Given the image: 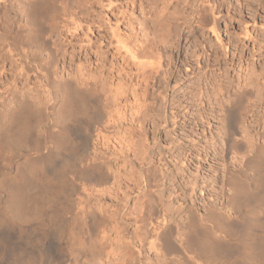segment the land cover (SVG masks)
Returning <instances> with one entry per match:
<instances>
[{"label": "rangeland", "instance_id": "1", "mask_svg": "<svg viewBox=\"0 0 264 264\" xmlns=\"http://www.w3.org/2000/svg\"><path fill=\"white\" fill-rule=\"evenodd\" d=\"M23 1L11 13L0 3V39L4 31L16 32L17 21L27 23L18 45L37 71L52 72L62 88L57 93L33 75L27 82L38 112L30 119L29 144L6 150L1 158L0 198L3 174L15 177L26 159L56 152L61 102L82 94L87 113L71 118L75 128L70 127L69 138L80 158L77 170L93 164L103 179L69 173L73 195L57 204L104 217L109 264H139L146 257L157 262L152 226L163 218L181 226L186 206L202 210L204 204H218L229 161L222 142L226 117L219 105L230 106L238 85L253 90L241 104L240 129L245 135L264 129V0H207L206 10L201 7L192 19L189 3L175 0H45V14L28 20L22 16ZM151 21L154 27L144 29ZM145 47L153 49L149 58L142 57ZM4 48L0 67L7 70L16 57ZM23 82L17 80L16 87ZM250 104L255 115L247 116ZM85 117L91 131L77 128ZM229 166L238 168L240 162ZM33 203H25V211ZM143 219L146 228L140 230ZM168 254L167 264H183L178 248Z\"/></svg>", "mask_w": 264, "mask_h": 264}, {"label": "bare ground", "instance_id": "2", "mask_svg": "<svg viewBox=\"0 0 264 264\" xmlns=\"http://www.w3.org/2000/svg\"><path fill=\"white\" fill-rule=\"evenodd\" d=\"M17 1L0 0V3L7 6L11 13ZM42 1L45 0L23 1V19H36L44 15L47 10L43 9ZM168 1L170 0H163V4ZM175 1L186 3V6L189 3L191 19L202 13L201 7L204 10L208 7H205L208 5L207 0H190L191 3L188 0ZM154 24L153 21L145 23L144 29L149 31ZM15 26L16 32L15 28L12 32L14 36L11 32L10 34L4 31L0 39L3 45L9 48L7 51L12 53V57H16L13 60L16 63L12 62V66L7 70L0 67V168L1 158L6 154V150H19L18 148L25 147L31 141L27 142L30 124L34 125L30 119L38 112L35 110L37 99L28 94L27 82L32 75L43 80L45 84L50 83L57 93H61L62 88L56 85L58 78H55L52 72L46 68L43 69L44 74H41L40 70L37 71L28 60L27 53L18 45L22 32L26 31L27 23L21 22L19 25L17 21ZM214 28L213 24L209 27L212 34ZM4 46L0 47V59L7 55L2 53ZM152 52L151 47H145L141 51L142 57L149 58ZM19 79L24 81L22 87H16L15 82ZM80 95L81 97L76 96L77 98L71 101L65 97L66 102H61L62 107L58 113L63 119L60 126L62 136L59 137L60 142H57V149L54 148L56 152L26 159L24 165L14 170L15 177L3 171L6 174H3L2 181L5 193L0 198V264L111 263L108 255L109 242L103 232L104 217L95 210L75 213L71 204L66 206L67 209H61L59 206L62 205L57 204L59 200H69L73 195L69 173H74L70 176L76 175L77 178L103 179V176L97 173L98 167L96 169L93 164L77 170L80 168L77 164L80 158L74 153V145L69 136L70 127L75 128L71 118L79 113H87L84 95ZM252 95V89L238 85L232 94L230 106L226 103L219 105L221 113L226 117L222 142L223 152L229 161L224 162L223 187L218 204H204L202 210L186 206L183 212L185 222L181 226L166 218L152 226L150 245L154 248L155 255H158V261L154 262V259L146 257L139 260V264H167L170 261L168 251L171 247L181 251L183 264H264V129L261 132L256 131L254 135H245L248 132L239 126L240 120L245 122L244 115L239 113L241 104L243 100H250L248 98ZM252 108L251 104L248 105L245 112L247 116L255 115ZM85 120L78 123L77 128H90L89 120L86 117ZM69 121L70 126L67 125ZM259 121H262V117H257L256 122ZM58 156L61 158L55 161ZM236 161L240 162V167L231 169L230 163ZM31 188L37 190L38 197L29 193L28 190H33ZM3 190L1 189L2 192ZM29 201L36 203H33L31 210L25 211V203ZM47 208H51V211ZM32 219L39 223L33 225ZM30 221L33 224H29ZM143 228H146L144 219L139 229ZM149 231L146 230L145 233ZM177 234L179 240L175 238Z\"/></svg>", "mask_w": 264, "mask_h": 264}]
</instances>
